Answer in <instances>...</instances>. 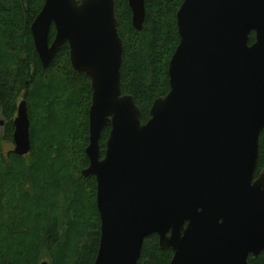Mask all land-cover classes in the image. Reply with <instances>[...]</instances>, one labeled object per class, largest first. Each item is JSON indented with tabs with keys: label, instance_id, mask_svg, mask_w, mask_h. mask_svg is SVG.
Segmentation results:
<instances>
[{
	"label": "water",
	"instance_id": "95a60500",
	"mask_svg": "<svg viewBox=\"0 0 264 264\" xmlns=\"http://www.w3.org/2000/svg\"><path fill=\"white\" fill-rule=\"evenodd\" d=\"M43 2L30 26L43 70L67 44L73 72L91 84L89 165L81 175L96 181L100 240L93 264H137L150 236L172 252L170 264L256 260L264 253V170L256 175L264 130V0L182 2L169 92L154 101L144 124L134 99L121 91L115 0ZM127 5L132 28L141 31L144 0ZM13 126V154L25 157L31 148L25 97Z\"/></svg>",
	"mask_w": 264,
	"mask_h": 264
},
{
	"label": "trees",
	"instance_id": "16d2710c",
	"mask_svg": "<svg viewBox=\"0 0 264 264\" xmlns=\"http://www.w3.org/2000/svg\"><path fill=\"white\" fill-rule=\"evenodd\" d=\"M183 1L144 0V24L136 31L127 0H115L121 91L134 99L142 124L154 101L169 92L167 67L179 41L176 13ZM43 3L0 0V142L13 145V121L25 97L31 145L25 157L0 152V264H40L43 257L49 264H93L100 240L96 181L81 175L89 165L91 84L73 72L67 44L43 70L30 32ZM108 135L109 129L101 134V157ZM259 147L256 175L264 169V130ZM171 258L150 236L137 264H170ZM248 264H264V253Z\"/></svg>",
	"mask_w": 264,
	"mask_h": 264
},
{
	"label": "rangeland",
	"instance_id": "374dc122",
	"mask_svg": "<svg viewBox=\"0 0 264 264\" xmlns=\"http://www.w3.org/2000/svg\"><path fill=\"white\" fill-rule=\"evenodd\" d=\"M76 1H79V0H76ZM20 104V103H19ZM2 123V122H1ZM0 123V124H1ZM3 124V123H2ZM3 130H4V128H3V125L1 126L0 125V133H2L3 132ZM13 150H14V146L13 145H9L7 142H0V152H1V155L4 157L5 155H7L8 154V152H13ZM264 170V169H263ZM41 261L42 262H48V263H50V261H49V259H47L46 257H43L42 259H41ZM41 262V263H42Z\"/></svg>",
	"mask_w": 264,
	"mask_h": 264
}]
</instances>
